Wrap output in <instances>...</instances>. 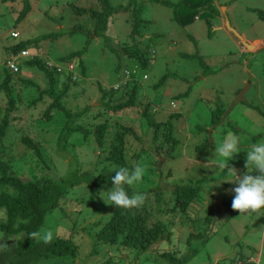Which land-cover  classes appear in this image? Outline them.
Instances as JSON below:
<instances>
[{
	"label": "rangeland",
	"instance_id": "rangeland-1",
	"mask_svg": "<svg viewBox=\"0 0 264 264\" xmlns=\"http://www.w3.org/2000/svg\"><path fill=\"white\" fill-rule=\"evenodd\" d=\"M162 1L169 4L144 0L140 13V5L135 6L136 14L120 9L128 6L127 0H109L110 6L120 10L108 19L104 32H95L96 22L86 14L79 15L76 9H99L98 0H0V82L7 58L3 49L19 40L42 37L38 48L29 51L56 65H63L62 59L79 52L74 59L78 79L70 84L61 103L71 112L87 109L76 124L92 130L96 124H105L110 138L115 124L133 127L140 138H127V154L139 156L128 160L134 167H143L144 174L140 181L128 185L133 191L129 196L143 194L141 214L163 222L168 234L144 250L123 247L120 240L99 243L95 231L121 208L108 200L112 183L103 184L94 193L82 185L69 193L74 191L71 200L46 214L37 232L38 241L50 231L52 238H70L77 245L74 259L53 260L55 263L168 264L159 255L174 251L186 258L184 264H264V207L256 212H230L236 178L227 173V167H220L224 158L215 154V147L235 134L239 144L227 161L228 167L235 168L238 176L258 174L244 165L251 145L264 143V46L256 49L255 42H264V22L256 15L257 11L264 12V0H188L195 6L177 9L173 5L179 0ZM26 5L29 11L25 16L22 8ZM173 10L179 18L192 15L191 23H177L172 19ZM130 18L142 21L135 38H141L140 48L147 52L145 68L128 56L127 47L133 45ZM225 20L234 32L226 28ZM14 31L18 38L11 36ZM235 34L253 45V50L241 46ZM19 67L20 71L12 74L18 120L4 143L14 154L31 155L19 141L21 135L29 134L40 144L45 166L52 164L58 177L69 173L70 164L81 171L100 172L104 164L97 165L102 162L98 153L101 149L106 152L107 133L102 147L92 135L83 142L81 134L73 133L64 151L57 148L65 118L56 110L51 111V120L42 118L51 103L48 96H40V90L48 88L47 80L42 71L21 60ZM115 86L121 88L109 97L107 92ZM131 87L136 91L134 104L114 110ZM243 89L244 99L237 100ZM56 90H61L59 84ZM145 103L149 104L148 118L141 115ZM216 108L225 112L220 123L211 125ZM170 119L177 144L172 157L164 159L154 150L163 139L159 136L156 143L152 141L153 126L148 120L162 123ZM18 159L15 157L12 164V171L19 173L16 175L22 177L21 170L33 168L35 174L44 173L32 168L35 160ZM156 161L157 168L152 165ZM177 186H192L196 193L185 212L174 207ZM164 207L174 209L164 211Z\"/></svg>",
	"mask_w": 264,
	"mask_h": 264
},
{
	"label": "trees",
	"instance_id": "trees-1",
	"mask_svg": "<svg viewBox=\"0 0 264 264\" xmlns=\"http://www.w3.org/2000/svg\"><path fill=\"white\" fill-rule=\"evenodd\" d=\"M98 1V6H100L99 9L90 11L81 8L76 9L79 15L86 14L90 19L96 22L95 32H104L107 27L108 19L120 9H125L130 13H136L135 6L140 5V13V8H142V4H144V0H127L126 5L128 6L122 8L118 7L120 9H117L109 5V0ZM149 1L164 5L169 4L162 0ZM205 2H207V0ZM173 6L177 9L182 6L187 7L195 5L190 4L188 0H179L176 5ZM28 11L29 6L26 5L22 8V15H27ZM173 13L172 19L176 20L180 25L185 26L191 23L190 19H192V15H190L191 17L186 15L179 18L175 10H173ZM256 15L264 22V12L257 11ZM130 22L132 29L129 37L133 45L127 47L129 50L128 56H130L132 60H135L141 68H145L149 62L146 56L147 52L140 48L139 44L142 42L141 38H135L137 27L142 21L130 18ZM18 37L19 33L16 38ZM45 38L46 36H44V39ZM40 39H42V37L19 40L13 45L4 47L3 52L7 55L6 61L8 58L17 56L22 51H28L29 55L19 59V62L21 60L23 64L29 67H36L42 71L47 80L48 88L44 91L42 89L40 90V88L37 89L41 91V98L43 95H46L51 99V103L42 113V118L44 120H51V111L55 110L61 112L65 118V122L56 139V147L64 151L66 147L70 145L69 140L73 133L81 134L83 142L88 141L90 135H92L94 142L100 147H102L107 133L108 145L106 147V152L101 149L98 153L100 156L102 155V162L98 161L97 165H101V163L104 164L101 168L97 166L98 170L100 168V172L94 174L93 172L81 171L80 168L72 167V164H70V171L65 177H58L56 170L52 168V164H50V167L49 165L45 166V160L40 153V144H38V141L32 139L29 134L21 135L19 141L33 157L31 155L24 156L25 152L20 154L12 153L4 141L8 135L12 134L11 126L18 120V116L16 115L18 106L17 100L13 95V86H15V80L12 76L13 72L6 68L4 63V68L2 69L3 77L0 82V233L2 234L0 242V264H58L53 262V260L63 262L67 258L74 259L77 255L78 247L70 238L57 236L52 238L49 242H45L44 240L38 241L36 237H31V233L38 232L43 225L47 213L56 209L66 199L71 200L74 191L71 194L69 193L73 189L86 185L88 193L97 192L103 184L112 183V177L119 168L125 167L128 168L129 171L134 169L135 167L130 163L128 157H133L136 160L139 156L135 153L130 156L127 154V138L131 136L140 138L137 132L133 130L132 126L115 124L113 134L110 138L109 132H105V124H96L93 130L92 128L76 124L78 120L87 113V109L84 108L85 110H81L80 112H71L62 105L61 98L70 88V84L77 81L78 74L74 73V68L73 74H71L72 72L66 74L67 72L65 71L63 73H57L54 69L47 67L46 63L49 61L43 60L37 54L32 55L29 48H38L36 46ZM77 55H79V52L72 53L62 59L64 64L61 66L65 67L69 63H73L74 65V59ZM19 71L20 67L18 63V72ZM74 75L75 78L73 79L72 76ZM124 75L125 78L128 77L126 71ZM61 77H63V82L59 81ZM26 82L30 83V81L27 80ZM127 82L128 80L124 82L121 87L126 86ZM58 84L61 86V90L57 91L56 86ZM121 87L117 90L112 88L111 91L107 92V95L113 97ZM107 95L104 94L103 98ZM135 96V87H131L130 90L125 92V99L115 104L113 109L117 110L131 107L134 104ZM35 103L36 100L31 102L32 105ZM148 108V103L142 105L141 115L145 116V118H148ZM224 112L225 110H218V108L213 110L211 125L220 123ZM148 123L153 126L152 141L156 143L159 136L163 139L162 144L155 145V154L160 156V158H171L177 144L172 136L173 126L171 119L162 123L148 120ZM163 124L166 125L164 128H162ZM15 157H19L18 160L20 162L23 158L31 162L35 160L32 168L35 167L44 170V173L41 175L35 174L36 171L33 170V168L26 171L21 170L20 173L23 175L22 177L16 175L19 173L12 171V164L14 165ZM158 162L159 161L153 162L152 165L157 168ZM113 166L115 168L110 169ZM24 173H28L29 175H24ZM124 188L128 195L133 192L127 184L124 185ZM173 195L175 209L180 212H185L196 193L192 186H177L173 191ZM173 209L174 208L169 209V207H164V211H171ZM229 210L233 214L236 213V210ZM141 213L140 206L121 208L120 211L118 210V212L95 231L97 241L104 244H113L120 240L123 247H138L144 250L159 238L168 237V234H165L163 229V222L158 219L153 220L152 218H148L149 216ZM97 225L98 224H96V226ZM159 256L168 264H184L186 262V258L178 257L174 251H165Z\"/></svg>",
	"mask_w": 264,
	"mask_h": 264
},
{
	"label": "clouds",
	"instance_id": "clouds-1",
	"mask_svg": "<svg viewBox=\"0 0 264 264\" xmlns=\"http://www.w3.org/2000/svg\"><path fill=\"white\" fill-rule=\"evenodd\" d=\"M253 44V43H252ZM171 106L174 103L171 102ZM239 138L235 134H229L225 140L215 147V154L224 158V162L220 163L222 169L228 168L227 173L234 176L233 181L237 186L232 189L235 193L231 202V208L239 212L259 211L264 207V143L253 144L247 151L245 168L251 167L257 175H251L249 172L243 176H238L235 168L228 167L227 161L237 152ZM144 174V168L137 165L129 171L128 168L121 167L112 177V190L108 192V200L113 205L121 208L138 207L143 204L145 196L140 193H134L129 196L125 191L124 185H132L140 181ZM39 233H31V237L35 238ZM42 239L49 242L52 239V233L47 232Z\"/></svg>",
	"mask_w": 264,
	"mask_h": 264
},
{
	"label": "built area",
	"instance_id": "built-area-1",
	"mask_svg": "<svg viewBox=\"0 0 264 264\" xmlns=\"http://www.w3.org/2000/svg\"><path fill=\"white\" fill-rule=\"evenodd\" d=\"M11 36L13 38H16L18 36V33L17 32H13ZM28 55H29L28 51H22L17 56L12 57V58H8L6 61H4L6 68H8L13 73L18 72L19 59L25 58ZM46 65H47L48 68L54 69L57 73H63L65 71V72H67L66 74L71 73V72H72L71 74H73V68H74L73 63H69L65 67H63L61 65L53 64L51 62H47ZM72 78L74 79L75 75L72 76ZM113 89L117 90L118 86H115Z\"/></svg>",
	"mask_w": 264,
	"mask_h": 264
},
{
	"label": "water",
	"instance_id": "water-1",
	"mask_svg": "<svg viewBox=\"0 0 264 264\" xmlns=\"http://www.w3.org/2000/svg\"><path fill=\"white\" fill-rule=\"evenodd\" d=\"M225 26H226V28H227L229 31L234 32V31L230 28V26H229V24H228V20H225ZM235 35H236V34H235ZM236 36H237V38L239 39V41H240V43H241V46H243V47H247V48L253 50V48H254L253 45H250V46H249V45H248L243 39H241L238 35H236ZM244 93H245V89L241 90V91L239 92V94H238V99H237V100H243V99H244ZM229 111H230V109L228 110V112L225 113V115H227V114L229 113Z\"/></svg>",
	"mask_w": 264,
	"mask_h": 264
},
{
	"label": "crops",
	"instance_id": "crops-1",
	"mask_svg": "<svg viewBox=\"0 0 264 264\" xmlns=\"http://www.w3.org/2000/svg\"><path fill=\"white\" fill-rule=\"evenodd\" d=\"M255 42H258V48H256V49H259V48H261L262 46H264V42H262L261 40H259V41H255ZM254 43V42H253Z\"/></svg>",
	"mask_w": 264,
	"mask_h": 264
}]
</instances>
